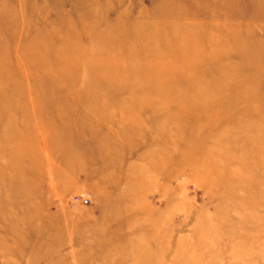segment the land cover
Returning a JSON list of instances; mask_svg holds the SVG:
<instances>
[{
	"label": "rangeland",
	"instance_id": "obj_1",
	"mask_svg": "<svg viewBox=\"0 0 264 264\" xmlns=\"http://www.w3.org/2000/svg\"><path fill=\"white\" fill-rule=\"evenodd\" d=\"M0 264H264V0H0Z\"/></svg>",
	"mask_w": 264,
	"mask_h": 264
},
{
	"label": "built area",
	"instance_id": "obj_2",
	"mask_svg": "<svg viewBox=\"0 0 264 264\" xmlns=\"http://www.w3.org/2000/svg\"><path fill=\"white\" fill-rule=\"evenodd\" d=\"M88 199V198H87Z\"/></svg>",
	"mask_w": 264,
	"mask_h": 264
}]
</instances>
